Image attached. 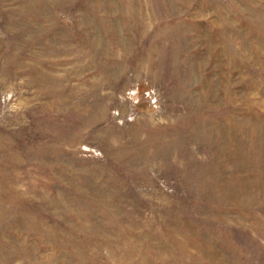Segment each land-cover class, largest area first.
<instances>
[{"label":"rangeland","instance_id":"1","mask_svg":"<svg viewBox=\"0 0 264 264\" xmlns=\"http://www.w3.org/2000/svg\"><path fill=\"white\" fill-rule=\"evenodd\" d=\"M0 264H264V0H0Z\"/></svg>","mask_w":264,"mask_h":264}]
</instances>
